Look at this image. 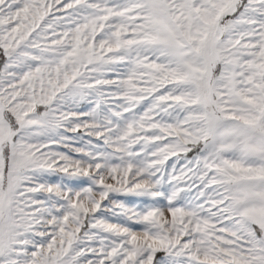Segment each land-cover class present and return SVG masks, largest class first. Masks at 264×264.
Masks as SVG:
<instances>
[{"label": "snow or ice", "instance_id": "6c2138e0", "mask_svg": "<svg viewBox=\"0 0 264 264\" xmlns=\"http://www.w3.org/2000/svg\"><path fill=\"white\" fill-rule=\"evenodd\" d=\"M0 264H264V0H0Z\"/></svg>", "mask_w": 264, "mask_h": 264}]
</instances>
